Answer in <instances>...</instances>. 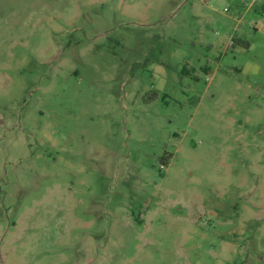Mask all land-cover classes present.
Returning a JSON list of instances; mask_svg holds the SVG:
<instances>
[{
  "label": "rangeland",
  "instance_id": "374dc122",
  "mask_svg": "<svg viewBox=\"0 0 264 264\" xmlns=\"http://www.w3.org/2000/svg\"><path fill=\"white\" fill-rule=\"evenodd\" d=\"M0 264H264V0H0Z\"/></svg>",
  "mask_w": 264,
  "mask_h": 264
},
{
  "label": "crops",
  "instance_id": "0c3cea01",
  "mask_svg": "<svg viewBox=\"0 0 264 264\" xmlns=\"http://www.w3.org/2000/svg\"><path fill=\"white\" fill-rule=\"evenodd\" d=\"M235 38H233L231 40L230 43L227 44V47L229 46H232V45H236L238 41L242 42V43H246L244 40H242L241 38H236V41H233ZM225 46L226 47V43H224V40L223 39H219L217 40V42L215 44H206V49L209 50L213 56H214V59H209V58H206V63L209 62V64L211 63H214L215 62V58L216 57H221L222 53H221V48L222 46ZM209 66V65H208Z\"/></svg>",
  "mask_w": 264,
  "mask_h": 264
},
{
  "label": "trees",
  "instance_id": "16d2710c",
  "mask_svg": "<svg viewBox=\"0 0 264 264\" xmlns=\"http://www.w3.org/2000/svg\"><path fill=\"white\" fill-rule=\"evenodd\" d=\"M237 44H239L241 46H244V47H248V43H242V42L238 41ZM208 65H209V62H207V64L204 65L203 67H201V69H200L205 74L209 73L210 68H209ZM191 76H192L193 79H196V80L198 79V74H194L193 73Z\"/></svg>",
  "mask_w": 264,
  "mask_h": 264
},
{
  "label": "built area",
  "instance_id": "2783aa9c",
  "mask_svg": "<svg viewBox=\"0 0 264 264\" xmlns=\"http://www.w3.org/2000/svg\"><path fill=\"white\" fill-rule=\"evenodd\" d=\"M252 2H254V1H261V0H251Z\"/></svg>",
  "mask_w": 264,
  "mask_h": 264
}]
</instances>
